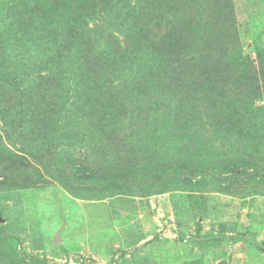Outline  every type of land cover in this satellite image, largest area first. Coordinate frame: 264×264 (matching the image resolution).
<instances>
[{"label":"rangeland","instance_id":"obj_1","mask_svg":"<svg viewBox=\"0 0 264 264\" xmlns=\"http://www.w3.org/2000/svg\"><path fill=\"white\" fill-rule=\"evenodd\" d=\"M225 2L0 0V264H264V0Z\"/></svg>","mask_w":264,"mask_h":264},{"label":"trees","instance_id":"obj_2","mask_svg":"<svg viewBox=\"0 0 264 264\" xmlns=\"http://www.w3.org/2000/svg\"><path fill=\"white\" fill-rule=\"evenodd\" d=\"M215 2V1H214ZM222 2H224V1H222ZM54 8H57L56 6H54ZM51 9H53V8H51ZM58 9V8H57ZM217 10V9H216ZM38 11H44V12H47V9H40V8H38ZM53 11H55V9H53ZM220 12L222 11V13L224 14V12H228V14H231V12H232V6H231V4H230V0H226V2H225V4L222 6V9L220 8V10H219ZM52 16L53 15H49V19L50 20H52V19H54V18H52ZM62 21V22H61ZM64 23V21L61 19H59V21H58V23H57V25H56V27L57 26H59L60 24H63ZM162 48L160 49L161 51V53L163 54V45L161 46ZM176 46L175 45H173V44H171V46H170V48L169 49H167V51H165V49H164V52H167L169 55H171V53L170 52H174V51H177V53H188L189 51H187V50H184L183 49V47H178V48H175ZM169 51V52H168ZM22 159V161L25 163V167L26 168H28V167H33L31 164H32V162H30L28 159H26L25 157H22L21 158ZM172 168L170 167L169 168V170H168V175H167V179H170V177H173V179H171L172 181H174V182H176V183H183L184 184V187H188L189 185H185V183H187V181L186 180H181V174H182V172L179 170V169H172ZM157 173L161 176V177H165V175L164 174H162V173H159V172H156L155 174H154V176H157ZM163 183H164V186H163V188L164 187H166V183H172V182H166V181H163ZM189 183V182H188Z\"/></svg>","mask_w":264,"mask_h":264}]
</instances>
